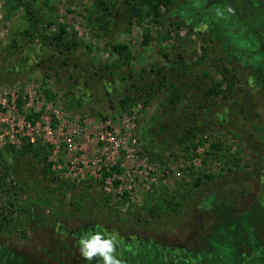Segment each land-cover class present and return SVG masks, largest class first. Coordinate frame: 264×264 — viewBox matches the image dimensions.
I'll return each instance as SVG.
<instances>
[{
	"label": "rangeland",
	"instance_id": "374dc122",
	"mask_svg": "<svg viewBox=\"0 0 264 264\" xmlns=\"http://www.w3.org/2000/svg\"><path fill=\"white\" fill-rule=\"evenodd\" d=\"M237 16L229 0H172L160 23L124 0H0V264H105L81 251L96 236L120 264H264V91Z\"/></svg>",
	"mask_w": 264,
	"mask_h": 264
},
{
	"label": "trees",
	"instance_id": "16d2710c",
	"mask_svg": "<svg viewBox=\"0 0 264 264\" xmlns=\"http://www.w3.org/2000/svg\"><path fill=\"white\" fill-rule=\"evenodd\" d=\"M125 3L129 6V10L131 12V15L133 17L138 18L139 21H141L145 16H149L151 17L156 23H160V18H161V12L163 8H168L171 4H172V0H124ZM65 31H62L61 33L55 34L53 35L51 38H47V37H43L47 40H50V44L51 45H56L57 47L60 46L61 44H66L68 42H65V37H64ZM150 35L147 34L145 36V43H149L150 42ZM127 49L126 47H121V46H115L114 50H116L118 53L121 52L122 50ZM260 64V60L256 62L255 64V71H254V75L260 76L261 75V64ZM260 72V73H259ZM223 77L224 80H226V84H228V89L229 91H232L233 89V83H234V79L235 76L231 74V72L226 68V70L223 72ZM257 84H262V81L260 80H256ZM222 85V83H219L218 86L214 89H211V92H213L215 95L220 94L221 90L219 89L220 86ZM148 100V99H147ZM150 100V99H149ZM19 104L21 103V101L19 100L18 102ZM192 133L189 132V136H182L181 138L177 139L179 143H185L186 141H190V137H191ZM33 146L31 144H27V148L33 149ZM199 147L198 144H194L193 148L194 150H196ZM224 148V144L222 142H213L210 147L206 150V152H204L205 156L203 157L202 161L204 164H207V160L211 157L212 154H216V152L222 151ZM25 152H28L27 150ZM38 153H40V150H38ZM0 159H1V152H0ZM47 158L44 157V162L47 163ZM114 171L117 170L116 168L113 169ZM193 170V169H191ZM48 171V167L44 168L43 172L44 174H47ZM1 175V173H0ZM108 176H110V174L107 171H104L103 177L104 180L105 178H107ZM201 177H204L205 179H207L208 181H211L213 179L212 175H207L205 173L201 175H199L198 177H196V174H192L191 175V181L189 183V185L192 187V189H196L199 188L203 183V179H201ZM1 181V179H0ZM4 184V183H3ZM40 203V202H38ZM32 205L33 203L31 201H28V205ZM164 210H167L166 207H160L157 211L158 212H162ZM12 213V212H11ZM232 219V217H231ZM11 219L10 216L7 212V208H2L0 207V228L7 229V227L11 224ZM14 222V221H13ZM226 226L228 227V222H225ZM237 223V222H236ZM222 223H220L219 226H221ZM241 223L238 222L237 225L239 226ZM220 229L222 230V227H220ZM219 230V232H223ZM226 231H228V228H225ZM253 243L255 246V249L258 250V247L260 246V244L257 243L256 239L253 238L252 239ZM251 242V241H250ZM241 244V243H240ZM238 254H235V256ZM239 258V256L237 257Z\"/></svg>",
	"mask_w": 264,
	"mask_h": 264
},
{
	"label": "flooded vegetation",
	"instance_id": "af4514ba",
	"mask_svg": "<svg viewBox=\"0 0 264 264\" xmlns=\"http://www.w3.org/2000/svg\"><path fill=\"white\" fill-rule=\"evenodd\" d=\"M228 1V0H227ZM231 7L240 14L239 25L249 27L248 24L252 25L254 28L253 32L257 40V51L260 60L261 75H254L255 81L260 80L262 84H257L264 91V0H229ZM256 18V21L253 19ZM255 21V22H254ZM257 26V27H256ZM259 64V65H260ZM260 73V72H259ZM257 252L254 251V253ZM155 262V263H154ZM147 263L150 262L147 260ZM176 263V262H175ZM152 264H158V261H153ZM160 264H171V262L160 263ZM174 264V263H173Z\"/></svg>",
	"mask_w": 264,
	"mask_h": 264
},
{
	"label": "clouds",
	"instance_id": "9594fccd",
	"mask_svg": "<svg viewBox=\"0 0 264 264\" xmlns=\"http://www.w3.org/2000/svg\"><path fill=\"white\" fill-rule=\"evenodd\" d=\"M231 11V9H229ZM83 248L81 249L84 257L91 260L94 256L99 254L103 257L105 264H120V261L115 259L111 254L113 252V245L110 241L100 242V237L96 236L92 241H81Z\"/></svg>",
	"mask_w": 264,
	"mask_h": 264
}]
</instances>
